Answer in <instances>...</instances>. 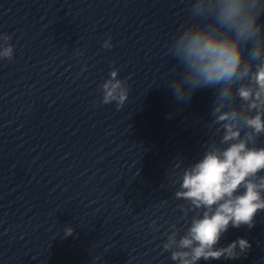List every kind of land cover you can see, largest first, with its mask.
Returning <instances> with one entry per match:
<instances>
[{
    "label": "water",
    "instance_id": "water-1",
    "mask_svg": "<svg viewBox=\"0 0 264 264\" xmlns=\"http://www.w3.org/2000/svg\"><path fill=\"white\" fill-rule=\"evenodd\" d=\"M188 7L0 0V35L14 48L0 59V264H176L165 233L175 224L183 234L195 213L184 218L174 181L219 140L214 90L183 104L171 89L167 46ZM113 68L129 86L120 110L100 102ZM241 237L252 245L245 256L199 264H264V212L250 230L230 227L220 246Z\"/></svg>",
    "mask_w": 264,
    "mask_h": 264
},
{
    "label": "clouds",
    "instance_id": "clouds-1",
    "mask_svg": "<svg viewBox=\"0 0 264 264\" xmlns=\"http://www.w3.org/2000/svg\"><path fill=\"white\" fill-rule=\"evenodd\" d=\"M190 19L178 29L167 53L177 62L172 92L177 103L189 102L202 88L214 90L209 129L212 140L202 157L183 169L175 192L187 219L186 231L175 225L165 233L164 252L176 264L237 260L252 245L237 238L220 241L229 228L255 226L264 212V0H187ZM12 37L0 35V59L12 60ZM111 37L103 43L113 47ZM83 53L78 52L77 55ZM113 68L100 85L101 103L115 102L117 110L128 100L129 86ZM218 126V127H217ZM180 164L175 168L179 169ZM150 227L159 231L156 221ZM65 237L73 228H64Z\"/></svg>",
    "mask_w": 264,
    "mask_h": 264
}]
</instances>
